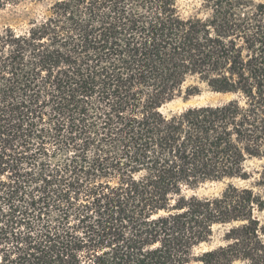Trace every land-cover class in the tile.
<instances>
[{
	"label": "trees",
	"instance_id": "obj_1",
	"mask_svg": "<svg viewBox=\"0 0 264 264\" xmlns=\"http://www.w3.org/2000/svg\"><path fill=\"white\" fill-rule=\"evenodd\" d=\"M25 1L0 28V264H188L218 229L202 264H264V2L0 9ZM205 89L230 98L164 110Z\"/></svg>",
	"mask_w": 264,
	"mask_h": 264
},
{
	"label": "rangeland",
	"instance_id": "obj_2",
	"mask_svg": "<svg viewBox=\"0 0 264 264\" xmlns=\"http://www.w3.org/2000/svg\"><path fill=\"white\" fill-rule=\"evenodd\" d=\"M263 1L264 0H258ZM181 11L184 15H191L198 11L201 6V0H178ZM43 7L37 3L25 1L16 6H9L5 9H0V28L11 25L13 27H24L26 26L30 19L42 13ZM228 95L214 93L205 89L201 94L191 96L189 98L178 97L175 100L167 103L164 106L165 111L170 110H179L189 105L196 104H206V103H217L220 102L221 99H229ZM264 164L263 159H253L249 161L248 166L251 171L260 170L262 165ZM231 181L230 179H226L223 181H210L202 184L196 189V193L200 195H212L221 192L227 185V183ZM234 182L243 184V180L234 179ZM221 234V229L217 230L215 238L210 243H203L200 246L196 247L194 250V259L188 264H202L199 260V255L213 247L217 242ZM234 264H244L242 262H236Z\"/></svg>",
	"mask_w": 264,
	"mask_h": 264
},
{
	"label": "water",
	"instance_id": "obj_3",
	"mask_svg": "<svg viewBox=\"0 0 264 264\" xmlns=\"http://www.w3.org/2000/svg\"><path fill=\"white\" fill-rule=\"evenodd\" d=\"M225 100H226V99H221L220 102L225 101ZM189 106H191V105H189Z\"/></svg>",
	"mask_w": 264,
	"mask_h": 264
}]
</instances>
